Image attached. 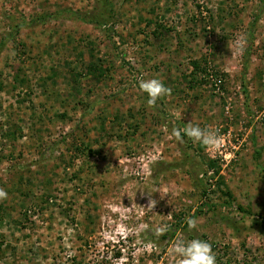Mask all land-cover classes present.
<instances>
[{
  "label": "rangeland",
  "instance_id": "374dc122",
  "mask_svg": "<svg viewBox=\"0 0 264 264\" xmlns=\"http://www.w3.org/2000/svg\"><path fill=\"white\" fill-rule=\"evenodd\" d=\"M0 188V264H264V0H0Z\"/></svg>",
  "mask_w": 264,
  "mask_h": 264
},
{
  "label": "clouds",
  "instance_id": "9594fccd",
  "mask_svg": "<svg viewBox=\"0 0 264 264\" xmlns=\"http://www.w3.org/2000/svg\"><path fill=\"white\" fill-rule=\"evenodd\" d=\"M235 43L237 49L242 50L246 44V40L243 36H240ZM139 88L147 94L149 106H154L161 97L171 95V89L156 78L140 80ZM182 131L176 128L172 130V135L180 142H183L184 136H187L193 142L201 143L211 152H218L222 147L223 137L220 135L218 129L210 127L201 128L189 122ZM7 196L8 193L3 188H0V200L6 199ZM156 204V200H150L148 208L152 209ZM186 224L189 229L197 227V221L191 217L186 218ZM167 230V225H164L158 227L156 231L162 235ZM173 255L178 258L175 260V264H217L211 244L201 239H192L190 241L178 239L173 247Z\"/></svg>",
  "mask_w": 264,
  "mask_h": 264
},
{
  "label": "trees",
  "instance_id": "16d2710c",
  "mask_svg": "<svg viewBox=\"0 0 264 264\" xmlns=\"http://www.w3.org/2000/svg\"><path fill=\"white\" fill-rule=\"evenodd\" d=\"M193 68L195 69V68H197V66L194 64L193 65ZM208 167H211L212 166V163L211 162H207V164H206ZM216 171L214 170V173H215ZM229 196V195H228Z\"/></svg>",
  "mask_w": 264,
  "mask_h": 264
}]
</instances>
